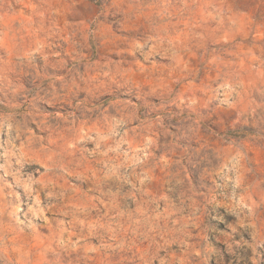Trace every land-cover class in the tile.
Returning <instances> with one entry per match:
<instances>
[{
  "label": "rangeland",
  "instance_id": "rangeland-1",
  "mask_svg": "<svg viewBox=\"0 0 264 264\" xmlns=\"http://www.w3.org/2000/svg\"><path fill=\"white\" fill-rule=\"evenodd\" d=\"M0 264H264V0H0Z\"/></svg>",
  "mask_w": 264,
  "mask_h": 264
}]
</instances>
